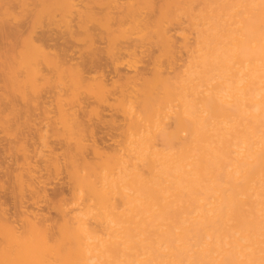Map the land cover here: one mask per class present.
I'll return each instance as SVG.
<instances>
[{"label":"bare ground","instance_id":"obj_1","mask_svg":"<svg viewBox=\"0 0 264 264\" xmlns=\"http://www.w3.org/2000/svg\"><path fill=\"white\" fill-rule=\"evenodd\" d=\"M0 153V264H264V0H0Z\"/></svg>","mask_w":264,"mask_h":264},{"label":"rangeland","instance_id":"obj_2","mask_svg":"<svg viewBox=\"0 0 264 264\" xmlns=\"http://www.w3.org/2000/svg\"><path fill=\"white\" fill-rule=\"evenodd\" d=\"M0 154H1V153H0ZM0 156H1V155H0ZM1 157H2V156H1ZM1 157H0V160H1ZM5 162H6V161H5ZM6 163H7V162H6ZM6 163H4V164H6ZM2 165H3V164H2ZM0 167H1V166H0ZM0 169H1V168H0ZM0 175H1V174H0ZM0 177H1V176H0ZM56 184H57V183H55V184H54V185H55V187H54V185H52V186H53V188H56V190L58 189V188H57L58 186L60 187V188H59L60 190H61V189L63 188V186H64V183H62V184L60 183V184H61V186H60V185H58L59 183L57 184V186H56ZM62 185H63V186H62ZM52 186H51V187H52ZM65 187H66V186H65ZM59 189H58V190H59ZM64 189H65V188H64ZM64 189H63V190H64ZM50 190H52V189H50ZM65 190H66V189H65ZM65 190H64V192H65ZM54 191H55V190H54ZM49 192H50V191H49ZM52 192H53V190H52ZM50 194H51V193H50Z\"/></svg>","mask_w":264,"mask_h":264}]
</instances>
